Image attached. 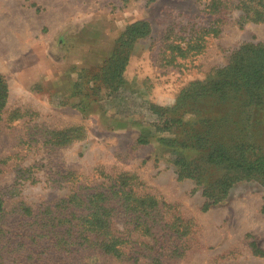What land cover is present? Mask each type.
<instances>
[{
  "label": "rangeland",
  "instance_id": "374dc122",
  "mask_svg": "<svg viewBox=\"0 0 264 264\" xmlns=\"http://www.w3.org/2000/svg\"><path fill=\"white\" fill-rule=\"evenodd\" d=\"M261 49L264 0H0V264H264Z\"/></svg>",
  "mask_w": 264,
  "mask_h": 264
},
{
  "label": "trees",
  "instance_id": "16d2710c",
  "mask_svg": "<svg viewBox=\"0 0 264 264\" xmlns=\"http://www.w3.org/2000/svg\"><path fill=\"white\" fill-rule=\"evenodd\" d=\"M147 25V24H146ZM135 29H132V31H134ZM138 31V30H136ZM139 32V31H138ZM130 44V43H128ZM115 53L118 54V59L121 58V60H119V63H117L115 66L110 65L108 67V70L110 68L109 71V77L112 76L113 78V84L111 86H117V89H119V86H122L123 83L120 81L122 79V74L124 72V67H126V64L124 65V60L125 58H122V51L120 49V47L117 48V50H115ZM258 55H260V57L255 60V62L249 66L252 67L251 71L247 70L244 68L245 72L248 73L249 75V80L251 82H253L255 85L260 86L261 84L258 83V81H253V79H262L264 78V74H263V68H264V50H259L257 52ZM8 98V86L6 81L4 80V78L0 75V109L5 105L6 101ZM260 164H256L255 167H257V169L259 168ZM246 166H250L248 164H246ZM261 175V173H260ZM81 201L84 202L83 199H80ZM3 203L4 201L2 199H0V212L3 210ZM98 212V211H97ZM107 209L104 208V211L101 213V216L97 219V221H102L104 222V224L107 222L106 220V215H107ZM95 221V220H94ZM104 224L102 226H93L92 228H89L87 230H77L75 231L78 236L73 240V242L77 241V238H84L86 237L88 240L91 239V235L88 233V231L92 234H95L97 237V242L96 244L99 246V248H101L103 250V252H105L106 254H112V255H117L120 256L121 255V237H117L115 239V236H111V237H107L110 233V229H105L104 228ZM70 232H72V230L70 229ZM112 232V231H111ZM86 233V235H85ZM105 234L106 237H102L101 235ZM109 238V239H106ZM99 242V243H98Z\"/></svg>",
  "mask_w": 264,
  "mask_h": 264
}]
</instances>
